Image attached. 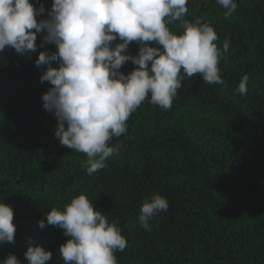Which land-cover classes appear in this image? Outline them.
Returning a JSON list of instances; mask_svg holds the SVG:
<instances>
[{
	"label": "trees",
	"instance_id": "1",
	"mask_svg": "<svg viewBox=\"0 0 264 264\" xmlns=\"http://www.w3.org/2000/svg\"><path fill=\"white\" fill-rule=\"evenodd\" d=\"M235 2L225 16L216 0H188L182 18L212 25L221 50L229 42L219 64L224 84L181 70L172 107L150 103L149 95L127 132L109 141L118 151L92 175L82 167L86 154L59 143L57 120L42 106L51 85L41 83L45 68L34 61L55 45L44 43L30 57L0 52V202L12 206L16 225L15 243L0 244V261L12 253L28 264L31 244L53 253L46 264H64L58 250L68 237L46 223V214L85 194L127 239L115 252L117 264H264V0ZM40 3L38 20L47 18L52 0ZM182 20L168 25L174 34L183 32ZM42 41L40 34L36 43ZM138 49L133 41L127 54ZM134 67L128 61L119 71ZM244 75L250 79L242 96L236 89ZM155 194L169 207L149 222V232L139 215Z\"/></svg>",
	"mask_w": 264,
	"mask_h": 264
},
{
	"label": "clouds",
	"instance_id": "2",
	"mask_svg": "<svg viewBox=\"0 0 264 264\" xmlns=\"http://www.w3.org/2000/svg\"><path fill=\"white\" fill-rule=\"evenodd\" d=\"M216 3L226 9L225 16L237 8L235 0ZM187 4L188 0H52L47 18L38 20L45 13L40 0H0V52L7 47L30 57L44 43L55 45V52L41 51L34 61L37 68H45L41 83L51 85L42 95V106L57 120L59 143L86 154L82 167L88 175L106 167V159L118 151L109 141L127 132L130 115L149 95L150 103L164 110L172 107L183 79L181 70L188 77L200 74L209 84H224L219 64L229 42L221 50L212 25L182 20ZM178 20L183 32L174 34L168 25ZM40 34L43 41L38 45ZM133 41L139 45L136 56L127 54ZM128 61L136 67L124 74L119 70ZM249 79L244 75L236 92L245 95ZM168 207L159 194L145 198L140 225L151 232L149 222ZM13 219L12 206L0 202V244L15 243ZM38 223L45 227V220ZM46 223L68 237L58 250L64 264H117L115 252L127 246L121 228L94 209L85 194L63 210L52 208ZM52 255L31 244L24 253L28 264H46ZM0 264L22 261L9 253Z\"/></svg>",
	"mask_w": 264,
	"mask_h": 264
}]
</instances>
